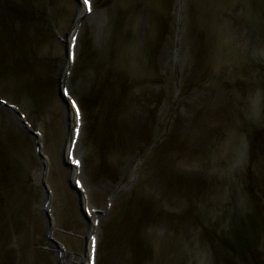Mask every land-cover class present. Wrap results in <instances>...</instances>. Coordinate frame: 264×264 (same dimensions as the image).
I'll use <instances>...</instances> for the list:
<instances>
[{
    "label": "bare ground",
    "instance_id": "1",
    "mask_svg": "<svg viewBox=\"0 0 264 264\" xmlns=\"http://www.w3.org/2000/svg\"><path fill=\"white\" fill-rule=\"evenodd\" d=\"M43 1L0 0V27L14 19L10 35L15 37L8 48H4L2 36L5 31L0 30V256L12 255L15 249L11 245L16 247L21 241L29 247L25 253L22 247L17 246L15 252L18 257L11 264H45L46 260H49L48 264H145L137 257L139 249L144 254L156 253L161 259L165 257L163 253L171 249L176 252L178 242L187 243L188 236H184L182 229L186 225H193L194 231L189 234L191 237L194 235L202 241L206 239L212 245L223 264H235L231 259L234 256L233 246L237 244L235 239L240 243L246 241L244 244L249 245V241L256 240L260 247L263 246L264 210L260 207L261 200L255 202V196L252 197L254 191H249L248 195L246 192L244 196L241 194L246 187L253 189L254 181L260 173L264 174V122L259 117L264 105V64L259 65L260 69H253L257 76L255 83L246 80L254 88V94L248 89L246 97L251 98L253 106L258 109L257 114L251 116L256 118L248 119L249 122L242 119V125L234 127L236 131L240 130L241 135L245 134L248 141L244 147L248 161L243 173L233 169L231 176L237 177L228 179V190L222 197L215 195L209 206L205 195L207 187L213 184V178L209 172H203V176L199 177L196 172L192 174L189 171L193 156L195 163L198 161L195 153L199 156L201 153L212 155L208 150L214 147L213 143L195 148V153L191 150L186 155L176 152L174 162L162 161L161 154L166 152L165 149L161 153L153 151L158 144L152 142L151 136L156 138L157 131L150 123L147 124L144 112L147 107L148 110L156 109L161 103L158 90L164 83L161 70L163 60L167 62L168 59L164 52L161 53L162 58L156 51L162 31L159 29L164 23L159 16L161 13H154L153 7L148 6L150 4L146 6L144 0H89L90 11L84 0H72L76 11L65 27L67 32L61 33L58 24H52L54 15ZM200 1L196 9L207 10L219 24L227 1ZM254 1L257 5L249 1L245 3L246 7H241V11L237 9L236 13L228 14L233 29L247 31H243L247 37L245 45L239 41L221 43L225 40L221 30L207 38V42L204 40L209 52L207 60H214V54L219 51L224 53H220L223 56L232 58L234 55L242 60L243 67H238L234 74H230L232 76L249 66L246 63L254 60L258 52L264 54V26H261L264 0ZM63 4L64 0H61L62 11ZM143 5L146 8L139 9ZM216 6L220 8L218 11L214 9ZM164 9L170 10V6L164 4ZM139 10L142 12L137 13ZM23 25H26L24 32H28L24 37L35 43L31 51L27 50L29 52H25L26 42L15 31ZM53 35L62 44V50L56 46L55 50L51 48V43L55 41ZM241 46L249 51V57ZM41 47L53 52L37 55V49ZM190 57L196 59L194 55ZM44 60L54 61L57 73L50 72L49 63L43 67L40 61ZM195 61L198 63L197 59ZM202 63L206 64V60ZM205 67L222 78L213 81L215 86L211 90L214 93L220 90L219 87L226 89L227 81L240 87L245 81L239 76L229 80L223 77L213 61H207ZM44 69L46 75L42 78L39 70L42 72ZM193 69L196 70L195 67ZM197 71L198 78L190 70L183 73L177 68L174 80L177 87L173 88L176 93L188 99L193 93L187 87L197 90L198 86L209 81L208 76L205 82L200 79L202 72L200 68ZM20 77L25 78L21 81ZM192 79H196V83L195 80L190 81ZM168 82L171 84L173 80ZM136 88L140 96L133 95ZM149 89L158 91L154 104L147 103L148 100L141 96ZM55 106L60 109L57 120L63 124L64 136L60 138L61 144L54 147L60 152L53 158L52 151L50 156L43 152V146L53 148L47 137L53 139L57 129L47 126L46 115ZM213 112H205L204 119L213 123L229 120L224 113L216 111V116ZM35 115H39V121L30 118H35ZM47 131L50 135H46ZM168 135L172 137L169 132L165 137ZM205 138H209L207 133ZM167 149L171 150L170 146ZM134 150L137 152V164L131 166L130 182L120 186L116 159ZM176 161L180 164L177 165ZM154 162H157L158 168L153 166ZM179 166L184 167L183 171ZM161 175L163 182L158 178ZM260 178V182L256 183L263 184L264 176ZM250 183L254 185L250 186ZM130 185L140 187L141 192L136 191L137 195L133 196L128 191V195L126 191ZM59 198L61 203H67L69 198L73 201L72 210L76 216L65 209L66 218L69 220L71 215L72 220L78 219L82 226L86 225V237L76 238L80 243L75 245L73 252L66 245V240L68 237L74 239V231L56 226L55 203ZM242 198L246 199V204ZM39 201L42 202L40 210L37 209ZM238 202L242 209L246 205L252 215L246 220H237L239 223L245 221L248 226L240 231L235 230L232 227L235 224L230 221L231 211L240 209ZM179 213L182 215L179 216ZM218 230L226 232L225 238H220ZM240 233L244 241L240 239ZM8 239L12 243L5 247ZM6 248L9 252L4 253ZM172 256L179 264L181 254ZM244 257L245 264H264L261 248L256 255ZM190 262H193L191 256ZM5 264H9L7 259Z\"/></svg>",
    "mask_w": 264,
    "mask_h": 264
},
{
    "label": "rangeland",
    "instance_id": "2",
    "mask_svg": "<svg viewBox=\"0 0 264 264\" xmlns=\"http://www.w3.org/2000/svg\"><path fill=\"white\" fill-rule=\"evenodd\" d=\"M144 1L146 2L145 4L146 6L147 4H150L148 6L153 7L154 13L156 11L161 13V15L159 16L161 17V20H163L164 23H162V26H160V29H159V31L161 30L162 31L160 34V38L157 40L158 46H156V51L160 53V56H162V58H163L162 54L164 52L168 58L167 62H164L163 60L164 67L162 68V70L160 69L163 74L162 80L164 81V83L161 85L162 89L161 88L158 89L159 93H161V96H162V97L160 96L161 103L160 105H157L156 109L148 110L149 107H147V111L144 112L146 116L147 124L149 125L150 123L151 126H154V128H156V131H157L156 138L151 136L153 138L152 142L154 141V143L158 144L157 148H155L153 151L154 153H156L157 151H160L161 153V151L163 150L164 152V149H165L166 152L161 154L162 161L164 159L165 160L167 159V161L169 160L171 162H174L172 160L173 159L176 160L177 158L175 155L176 152H182L183 155H186L190 153L191 151L195 153L196 151L195 148L206 147L205 146L206 144L210 145L213 143L214 147L208 150L212 153V155L209 154L208 156H206V155H202L203 153H201L199 156L197 152L195 153V155L198 157V161L197 163H195L194 156H193L192 163H191V169L189 171V172H192V174H195L196 172V175H199V177L203 176L202 175L203 172L210 173L211 177L213 178L211 180L213 184L211 187L209 186L207 187L206 195L207 194L208 195L207 196L205 195V202L208 203L210 206L211 205L210 200H214L213 198L215 197V195L218 197H222V195L225 194L226 190H228L227 188V185L229 183L228 179L231 180L232 178L234 179L235 177H237V175L235 177L231 176L233 173L232 172L233 169H236L235 171H239L240 174L243 173L242 170H244L246 163L248 161V159L246 158V153H244V147L246 145V142L248 141L244 136L245 134L241 135L240 130L238 129V131H236L237 129L235 130L234 127L238 128V125H242L241 124L242 119L248 121V119L249 120L252 119L251 116L253 115L255 116L257 114L258 109H256L257 107L253 106L252 102L250 101L252 99L249 97L248 98L246 97V91H248V89H251V91L254 90V88L252 87V83L247 84L246 80H249V82L255 83L256 81L255 78L257 76L255 75L256 73L253 71V69L254 68L256 70L260 69L259 65L264 64V54L261 55V53L258 52V56H255L254 60H250L249 63H246V65H249V66H246V68H244L242 72H239V74L236 76L233 75L234 76L233 77L230 74H234V72L238 70V67L239 69L240 67H243L242 60L240 58L236 59L234 55H232L233 56L232 58L228 56L227 57L223 56L221 54H224V53L221 51L214 54V58H215L214 60H207L209 56L206 54H209V52L206 47V42L208 41L207 38L211 36L213 37L214 35H216L217 30H221L222 32L221 36L225 37L224 42L222 41L221 43L229 42L233 44V42L236 43L239 41L240 43H243V45H245L247 42V40L245 39L247 37H245L243 31L244 32H247V31L243 29L241 30L233 29L231 26V21H230V18L228 17V14L236 13L237 9L241 11V7H246L245 3H249V1L254 5H257V4L254 3L255 2L254 0H244V1L243 0H226L227 5L225 8H222L223 9L222 12H225V13L227 12V14L223 13L222 17H220V23L217 24L216 22L217 20L210 17V15L208 14L209 12L207 10L202 11V9L201 10L196 9V6H198V3L200 0H144ZM43 2L44 4H46V6H48L51 9L52 16L54 15V18H53L54 21H52V24L54 25L58 24L59 30L61 33L67 32L65 27L68 25V22L72 20L73 18L72 14L74 15V12L76 11L75 3L72 0H64V4H63L64 8L62 11L61 0H55V2L53 0H46V3L44 0ZM164 4L165 6L166 5L170 6V10L168 9L166 11L164 9ZM145 5L139 6V9H142V8L145 9L146 8ZM254 5H252V7H254ZM220 6L221 5H218V7ZM218 7L216 6L215 8L214 7L213 8L215 9V11H218L220 9ZM261 7L264 8V5H261ZM204 8H205V4H204ZM252 9L255 10V8H252ZM140 11L142 12V10H139L137 11V13ZM246 15H248V13ZM137 17L140 19L139 15ZM13 22H14V19H12L11 22L10 21L6 22L7 24L4 25L3 28L0 27L1 31H5L4 36H2V38H4L2 39V44L4 48L5 46L8 48V45H10L9 43L12 41L13 38H15L13 37L14 34H12L13 36L10 35L11 33L10 27L13 26L12 24ZM10 23L11 25H9ZM261 26H264V16L261 20ZM24 28H26V25L21 26L19 29H16L15 31H17L18 34L21 37H23L22 39L26 42V47H24V49L27 48L25 52H29L31 51L32 46H35V43L27 41V38L24 37L28 35V32L26 31L24 32ZM49 34L51 35V33ZM52 38L55 41L51 43V48L55 50V46H56L57 49L58 47H61L60 49L62 50L63 48L61 46L62 44L55 37V35H53ZM205 39H206V42L204 41ZM56 40H57V43H56ZM195 40H197V42ZM16 42L17 41H15V44ZM134 46H136V44ZM243 47L244 46H241L242 49ZM52 49H50L49 51L47 48L44 49L43 47H41L37 49V55L38 54L42 55V53L44 52H47L48 54H50L51 52H53ZM232 50L235 52V48H233ZM243 50L246 51L244 54H246L249 57V51L246 49H243ZM260 51H262L261 48H260ZM159 53H156V55H158ZM190 55H194V57L198 60V63L195 61L196 59L192 60ZM261 58H263V60H261ZM14 60H16L15 56H14ZM203 60H206V64H207V61H213L214 66L217 67L219 71L224 75L223 77H227L228 80L231 77L233 79L234 78L237 79V77L239 76L238 78L245 80V81H242L241 87L238 86L237 84L227 81L228 86L226 89L224 87L223 89L219 87L220 90L214 93L211 90L212 87L215 86L213 81L220 80L222 78L219 77L217 74H216L217 76L214 75L212 71L210 72V70L207 67H205L206 64L203 65L202 63ZM233 60H236V61L234 62ZM40 63L44 64L42 65L43 67H45L46 64L48 66V63H49L50 72L53 73L56 71L57 73V68H56V65H54L55 63L54 61L50 63L44 60V61H40ZM173 66L174 68H172ZM36 67H40V66L37 65ZM178 67L181 69V71L182 70L184 71L183 73H187L185 72L187 70L192 71L194 76L197 78H198L197 69L199 70L200 68L202 72V78L200 79L204 81L207 79L206 76H208L209 81L207 82L204 81L205 83L201 84V86H198L199 88L197 90H195L191 86L187 87V89L190 90L193 94H191L188 99L184 98L182 95L176 93V91L174 90L177 87L175 86L177 85V83L174 82V80H175V77H177ZM193 67H195L196 70L194 69L192 70ZM248 71H250V73H247ZM39 72L42 78L44 77V75H46V69L42 70V72L41 70H39ZM23 78L25 77H22V78L20 77L21 81ZM164 78L166 79L164 80ZM26 79L28 80V82L26 83H28L29 85L30 83L29 79L28 78ZM170 79L173 80V83L171 84L168 82V80ZM193 80H195V83H196L197 81L196 79H192L190 81H193ZM180 87H181V83H180ZM262 87H263L262 89L264 90V86ZM157 92H158L157 90L151 91L149 89L148 92L142 93L141 96L145 100H148L147 103L154 104L156 102L155 93ZM252 93L254 94V91H252ZM140 94H141L140 91H138V89L136 88V93L133 95L140 96ZM226 107H227V110H226ZM51 109L52 107L49 110L46 109L48 110V115H46V120L48 122H46V124L47 126H50L51 128H53L54 130L56 129L57 130L55 134L52 136L53 139H51V137H47L50 144L53 146V148H47L43 146V152L47 153L50 156V153L52 151L53 158H56L54 157V155L59 153L60 150L54 149V147H57L58 145L61 144L60 141L63 138L62 136H64L63 134L64 130H63V124L60 123V120H57L58 116L60 115L59 113L60 109H57V107L55 106V108H53L51 113L49 114V111ZM46 110H45V113H46ZM213 110L216 116H218L217 112L224 113L225 116L229 118V120L226 119L224 121L225 123L223 122L215 123V121L213 123L209 119H204L205 112L211 113V111ZM33 113L35 114L36 112L33 111ZM198 116L203 117V119H196ZM32 117L30 118L34 120H38V121L40 120L39 115H35V118L34 116ZM259 117H261V119L263 118V122H264V105H263V108L260 109ZM255 118L256 117H254V119L252 120H255ZM166 128L168 129L165 130ZM49 132L50 131H47L46 135H50ZM168 132L172 137H169V135L168 137H165L166 134H168ZM205 133L209 135V138H205ZM249 143L251 142L249 141ZM168 146H170L171 150L167 149ZM146 152L147 150L145 151V153ZM136 155H137V152L134 150L132 153L125 152V155H123L119 159H116L118 161L117 166H118L120 186L122 184H126L127 182H130V176H131L130 171L132 170L131 166L134 163L137 164ZM148 156L149 158L152 157V155H147V157ZM199 160L201 161V163L199 162ZM176 162H177V165L180 164L179 161H176ZM155 163L157 162H154L153 166L158 168L159 166ZM262 167H264V163L262 164ZM182 168L184 169V167L179 166V169L182 170ZM176 169H178V167H176ZM143 171H146V169L145 170L143 169ZM260 174H261L260 177L262 175L264 176V174L262 173ZM162 176L163 175L160 176L161 178L158 177L159 180H161V182H163L164 180L162 179ZM260 177L256 181L260 182V179H261ZM256 181H254L256 186L254 184H252L254 185L252 186L251 183L249 184L250 186L253 187V189H250V188L247 189L246 187L245 188L246 190L244 189L241 195L244 196L246 192L248 195L249 191L251 192L254 191L252 197L255 196L254 199H255V202L257 203L259 200H261L259 201L261 205L260 207L264 210V178L262 180L263 184L256 183ZM207 182H209V180H207ZM206 185H208V183H206ZM121 189L123 188L121 187ZM127 189H128L126 191L127 194L129 195V192H130V194H132L133 196L137 195V192H141L142 190L138 186L132 187L131 185ZM123 192H124V189L122 193ZM151 196L153 197L152 193H151ZM241 200L242 202H244V204H246V199L243 200L242 198ZM241 200L239 201L240 203H241ZM61 201L62 199L59 198L55 203V207L57 211L56 226L61 227L62 229L65 228L67 230L72 229L74 231L75 233L74 239L72 240L71 237H68V239L66 240V245L69 247L71 252H73L75 245L80 243L79 241L78 242L76 241V238L78 237H81L80 239L85 238L87 234L85 232H87L86 231L87 229H86V225L84 224V226H82L79 223L78 219L72 220L71 215L76 216V213H73V210H72V207H73L72 199L69 198L67 203L66 202L61 203ZM239 202L237 206L240 209L236 208L232 210L231 212H233V215L230 216V221L233 222L232 224H235V226H232V227H234L235 230H238V231L244 230L248 228V226L245 225V221L242 220L241 223H239L237 222V220H240L242 218L243 219L245 218L246 220L247 218H251L252 216L251 211L247 210L246 205L245 207L243 206V209H242ZM41 203L42 202L40 201L37 202L38 210H40ZM230 206H232L233 208L232 204ZM65 209H67L68 212L71 213V215L69 216V220L68 218H66L64 214ZM181 215L182 214L179 213V216ZM192 227L193 225H191V227L186 225L185 227L182 228L184 230V236L186 237L188 236V238L186 239L187 243L178 242L177 247L175 249L176 252H174L171 249L170 252L163 253L165 257L161 259V257H158L156 253L155 254L153 253L152 255L148 253L144 254V253H141V250L139 249L140 253H137V257L140 258V262H144L145 264H170V263L174 264L176 263V261L172 259V257H174L172 256V254L179 253L181 254V257L179 259L180 260L179 264H211V259L213 257H214L213 258L214 262H212V264H223L220 256L217 255V252L213 251L214 249L212 245H210L206 239L205 240L203 239L202 241V240L195 238L194 235L193 237L189 235L192 233V231H194ZM227 233L230 234L229 231H227ZM165 234H166V231H165ZM224 234H226V232L218 230V235H220V238H225ZM239 235L241 239L242 238L241 233ZM198 240H199V243L197 244L196 242ZM241 240L244 241V238H242ZM261 241L264 244L262 239ZM11 243H12V240L9 241L8 239L7 243H5V247L7 244L11 245ZM235 243L237 244L236 246H233L234 256L231 257L232 261H234L235 264H245L244 259H243L245 258L244 256L257 254L258 248L252 242H250V245L252 247H250L249 244H244L243 242L242 243L237 242L236 239H235ZM11 246L12 248L15 249L14 253H12V255L10 254V256L8 257L2 254V256H0V264L1 263L5 264V259H7V262L11 264L14 258L18 257V253L15 252L17 246H20V248L22 247L21 250L24 249L25 253H26V248L29 247L27 246V243H24L21 241H18V244L16 245V247L14 245H11ZM253 248L255 249L254 250L255 253L253 251ZM260 248L264 252V245L261 246ZM6 252H9L8 248H6L4 253ZM20 255H22V252L21 254H19V257ZM190 256L193 259L192 263L191 262L189 263ZM175 257H177V255ZM48 263H49V260H46L45 264H48Z\"/></svg>",
    "mask_w": 264,
    "mask_h": 264
},
{
    "label": "snow or ice",
    "instance_id": "3",
    "mask_svg": "<svg viewBox=\"0 0 264 264\" xmlns=\"http://www.w3.org/2000/svg\"><path fill=\"white\" fill-rule=\"evenodd\" d=\"M84 4L85 5H89V0H84ZM91 10V7H90V5H89V11Z\"/></svg>",
    "mask_w": 264,
    "mask_h": 264
}]
</instances>
